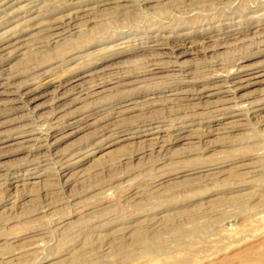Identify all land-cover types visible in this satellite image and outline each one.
I'll use <instances>...</instances> for the list:
<instances>
[{
	"label": "rangeland",
	"instance_id": "1",
	"mask_svg": "<svg viewBox=\"0 0 264 264\" xmlns=\"http://www.w3.org/2000/svg\"><path fill=\"white\" fill-rule=\"evenodd\" d=\"M263 188L264 0H0V264H264Z\"/></svg>",
	"mask_w": 264,
	"mask_h": 264
},
{
	"label": "bare ground",
	"instance_id": "2",
	"mask_svg": "<svg viewBox=\"0 0 264 264\" xmlns=\"http://www.w3.org/2000/svg\"><path fill=\"white\" fill-rule=\"evenodd\" d=\"M180 46V45H179ZM184 46V45H183ZM171 52V51H170ZM176 52V51H175ZM174 53V52H173ZM172 53V54H173ZM172 54H170V55H172ZM181 55V54H180ZM160 56H162V55H160ZM177 56V55H176ZM179 56V55H178ZM177 56V57H178ZM155 57V56H154ZM176 59V58H175ZM177 61V60H176ZM170 63V62H169ZM173 63V62H172ZM172 65V64H171ZM170 66V65H169ZM153 67H154V65H153ZM158 68H156V67H154V68H152L150 71H151V75H153L154 77H152L151 79L152 80H155V79H162V77H157V76H155L157 73H159V72H157V73H152L153 71H155V70H157ZM164 69V68H163ZM180 70V69H179ZM179 70H177L176 72H181V71H179ZM184 73H186V72H184ZM183 76H184V74H182ZM235 75V74H234ZM182 76V77H183ZM229 77V76H228ZM142 81V80H141ZM230 82H228V81H226V83H224V85L223 86H220L219 88H220V91L222 92V93H228L231 89V87L234 85V83H232L233 81H231V80H229ZM84 82H86V81H84ZM88 82V81H87ZM87 84V83H86ZM90 84V83H89ZM80 85V84H79ZM91 85V84H90ZM92 85H94V84H92ZM222 85V84H221ZM84 86V85H83ZM93 87H95V86H93ZM93 87L91 86V87H82V89H81V91L80 92H78V93H81L83 96H84V98H89L90 99V97H92V96H94V92L96 91H94L93 93H92V91H93ZM77 89V88H76ZM219 90V89H218ZM77 91H79V90H77ZM219 91V92H220ZM232 91V90H231ZM174 93V92H173ZM181 93V92H180ZM216 93V92H215ZM233 93V92H232ZM98 94V93H97ZM228 94H231V93H228ZM78 95H80V94H78ZM217 95V94H216ZM81 96V95H80ZM79 96V97H80ZM97 96V95H96ZM95 96V97H96ZM170 96H176V95H170ZM226 96V95H225ZM81 98V97H80ZM83 98H81V100H82ZM170 99V98H169ZM168 99V100H169ZM172 100H174L175 101V98L173 99V98H171ZM170 99V100H171ZM179 99V98H178ZM228 99V101L230 100V98H227ZM84 100V99H83ZM177 100V99H176ZM180 100H183V99H180ZM223 100H224V98H223ZM178 101V100H177ZM227 101V100H226ZM235 101V100H234ZM171 102V101H170ZM221 104V103H220ZM227 105V104H226ZM238 106V105H237ZM227 108V107H226ZM234 108V107H233ZM242 109H243V107H241ZM240 108V109H241ZM236 109V108H235ZM240 109H238L239 111H240ZM224 110H225V108H224ZM234 110V109H233ZM244 110V109H243ZM243 110H242V112H243ZM247 110H249V109H247ZM246 110V111H247ZM241 112V111H240ZM241 112V113H242ZM237 114H238V112H237ZM243 114H245V113H243ZM242 114V115H243ZM248 114V113H247ZM247 116V115H246ZM249 117V116H248ZM247 119H250V118H247ZM53 128V127H52ZM27 131V130H26ZM31 132V131H30ZM159 133V132H158ZM19 136V135H18ZM34 137V136H33ZM162 139V138H161ZM42 140V139H41ZM101 140V139H100ZM153 140V139H152ZM160 143V142H159ZM167 143V142H166ZM164 144V143H163ZM42 145V144H41ZM154 146V145H153ZM161 146V145H160ZM159 147V146H158ZM162 147V146H161ZM153 149V148H152ZM163 149V148H162ZM151 150V149H150ZM160 185H162V182L160 181V182H158L157 184H156V186L157 187H159ZM264 189V188H263ZM259 195V194H258ZM262 196H263V194H262Z\"/></svg>",
	"mask_w": 264,
	"mask_h": 264
}]
</instances>
